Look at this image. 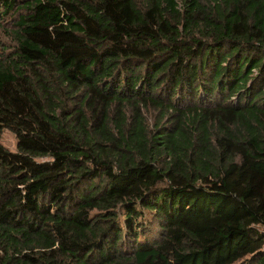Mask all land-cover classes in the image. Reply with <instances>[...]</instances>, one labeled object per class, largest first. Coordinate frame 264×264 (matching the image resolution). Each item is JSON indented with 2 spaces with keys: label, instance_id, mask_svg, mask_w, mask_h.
<instances>
[{
  "label": "trees",
  "instance_id": "16d2710c",
  "mask_svg": "<svg viewBox=\"0 0 264 264\" xmlns=\"http://www.w3.org/2000/svg\"><path fill=\"white\" fill-rule=\"evenodd\" d=\"M0 264H264V0H0Z\"/></svg>",
  "mask_w": 264,
  "mask_h": 264
},
{
  "label": "rangeland",
  "instance_id": "374dc122",
  "mask_svg": "<svg viewBox=\"0 0 264 264\" xmlns=\"http://www.w3.org/2000/svg\"><path fill=\"white\" fill-rule=\"evenodd\" d=\"M2 143L10 150H16L17 139L15 135L8 130L4 132Z\"/></svg>",
  "mask_w": 264,
  "mask_h": 264
}]
</instances>
